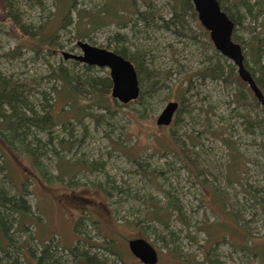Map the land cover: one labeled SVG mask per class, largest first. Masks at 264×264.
I'll list each match as a JSON object with an SVG mask.
<instances>
[{"label": "rangeland", "instance_id": "1", "mask_svg": "<svg viewBox=\"0 0 264 264\" xmlns=\"http://www.w3.org/2000/svg\"><path fill=\"white\" fill-rule=\"evenodd\" d=\"M11 1L20 25L34 34L19 38L9 18H0V74L20 87L36 111L49 105L56 120L50 133L34 131L40 140L35 159L43 176L29 155L0 143L8 169L0 172V188L9 196L23 192L30 209L29 221L21 226L18 212L4 221L13 242L26 243L15 227H29V236H38L27 244L32 251L49 238L63 249L81 246L77 227L89 242L111 246L125 264H140L127 247L135 238L156 249L157 264H261L243 247V234L264 244V113L248 103L238 106L234 84L202 79L216 51L195 22L187 21L193 31L189 39L161 27L159 19L169 16L170 0H153L150 6L134 0L133 8L120 13L125 23L112 16V6L105 8V20L92 28L89 20H77L78 13L90 18L86 12L107 0ZM136 10L153 23L145 27L137 21ZM67 12L70 21L63 26ZM240 13L244 19L236 34L246 41L250 27L259 31L260 19L255 25ZM52 35L49 48L39 46L40 36ZM78 41L110 51L125 47L138 55L157 79L146 104L121 107L115 100L119 107L112 113L98 109L94 101L101 97L84 80L109 77V72L96 67L86 71L85 65L65 60L62 52L81 54ZM60 67L78 79L80 93L74 95L56 77ZM110 90L98 94L111 106ZM168 102L178 103V121L158 127L155 120ZM152 204L168 215L166 225L147 219L156 208ZM235 228L241 234H233ZM4 240L0 229L3 247ZM252 251L263 258L264 245ZM19 262L34 264L26 257Z\"/></svg>", "mask_w": 264, "mask_h": 264}, {"label": "trees", "instance_id": "2", "mask_svg": "<svg viewBox=\"0 0 264 264\" xmlns=\"http://www.w3.org/2000/svg\"><path fill=\"white\" fill-rule=\"evenodd\" d=\"M139 1L142 2L145 6H150L153 0ZM217 1L221 7V10L234 24L231 39L234 43L238 44L241 47L244 57V67L248 70L256 86L264 96V0H254L253 3H250L249 0ZM133 2L134 0H107L105 2V5L100 9L92 11L91 13L86 12V15H89L90 18H82L81 14L78 13L77 20L83 23L88 22L89 20L92 28V26L97 23L98 20H105V17L107 16L105 8H109L111 6V9H113L112 11L114 13L112 16L118 17V19L120 20V13H127L130 6L133 8ZM3 3L4 6L2 8L3 10L0 11V18H9V25H15V27L20 32L18 36L19 38L23 37L24 35L33 37L34 33L30 32L26 27L20 25L18 14L14 10L15 7L13 2L11 0H4ZM71 7L69 8V10H71ZM241 10L246 15H248L250 21H252V23L254 24L260 19V22L258 23L259 31L256 33L255 26H253V28L250 27L252 35L246 41H244L236 34L237 26H241L244 19L243 13H240ZM103 13L104 15H102ZM135 15L137 21H139L145 27H148L150 25V22L153 23V18L151 17L149 21V19H147L146 17V13L136 10ZM96 16L99 18H97ZM69 17L70 14L67 12V15L61 25L66 26L67 20L70 21ZM159 20L163 22L161 24V27H163L165 30L172 32L177 37H184L188 39L193 37V31L188 25L187 21L190 20L192 22H195L196 26L200 30H202L204 36L208 39L210 46H213L209 39L208 32L203 30L204 28L199 24L197 20V15L194 11L191 0H170L169 16L167 17V19ZM123 22L125 23V21ZM152 25L157 26L156 23ZM53 37L54 35L46 38H41L40 36V38L38 39L39 46H45L49 48L48 46ZM85 37L87 38L86 35ZM79 39L80 36H77V40ZM90 44L94 45L92 42H90ZM36 45L38 46V44ZM111 51L128 60L133 65L140 86L139 96L133 102L140 106H144L146 104L144 101L145 97H151L155 90V84L157 80L156 77L153 78V74L142 67V64L140 62L141 60L139 59L138 55L129 54L128 52H126L127 49L125 47H121L118 50L114 49ZM214 56L216 59L214 60V64L203 70V73L201 74L202 79L220 80L225 85L234 84L237 88L234 101L238 106H246L248 103L253 109L257 108L264 113V108L257 101L246 83H244L239 78L236 73L235 67L219 53L214 52ZM250 63L252 64V67H250ZM90 68L93 67L85 66L86 71H89ZM56 77L61 78L64 82V86L68 87L74 93V95H76L75 93H80V91L77 90L76 87V85L79 83L78 79H76V77L74 78V76L70 77V75H68L61 67L58 69ZM84 84L86 87H90V91H93V93H97V97L100 96L102 99L103 97L100 94H108L109 90L111 89V81L108 76L103 77L102 79L89 78L88 80H84ZM19 88L20 87H17L16 83L0 74V143L6 147L14 148L15 150L16 148H18L20 152L29 155L33 163V167H35L37 172L43 176V171L38 167L37 159H35V153L37 152L36 149L39 146L40 140H38L37 137L34 136V131L46 132L48 134L50 133L51 128L56 125V120L51 114V107L49 105L43 108L42 113L36 111L29 105L30 103L28 104L23 96L22 90H19ZM74 95L72 96V98H74ZM101 98L98 97L97 99H95L94 105L96 104L95 106L98 109L103 110L104 113L110 114L113 112L114 107H119V104H117L114 99L110 100V103L112 102V105L110 106L105 103V99L102 100ZM247 99H249L248 102H246ZM127 106L128 104L122 105L121 107ZM180 111L181 109L179 107L173 119V123H177ZM28 138H31L32 140L29 141ZM58 143L63 144L64 142L62 141V139H60ZM2 154L4 153L0 148V172H6V170L8 171V169L5 162L3 163L4 160L2 158ZM71 170L72 168L69 169V173H71ZM145 174L146 173L144 172V175ZM64 175L67 176V174L65 173ZM56 178H59V175ZM20 194L21 195L19 197L16 195L9 196L8 192H6L3 188H0V229L5 239L3 243H6L4 247L0 243V264H20V257H26L28 261L33 260L34 264H125L122 263L124 261L121 259L120 255L111 250V246L110 249L105 243L94 244L89 242L88 239L84 238L87 236L86 233L77 230V227L73 228L74 231L76 230L77 234L82 237L78 239V243H80V245L82 244L81 246L77 245L68 249H63L60 247V245L54 243V241L50 240L49 238L47 241H44V243L38 242L40 244V250L32 251L30 250V248H27V244L30 240H38V236L33 234L30 237L28 231L29 227H15L18 233H22V235L25 236L26 243H24L23 245L14 243V239H12L8 235V230L11 229V227H4L6 225L4 221L6 220L7 216L12 215L10 213L14 212L20 213L22 220H19V226H21L22 223L26 220L29 221L28 218H30V216H28L30 209L23 198V192ZM152 205L156 207L154 204ZM165 209L167 210L166 207ZM161 210L162 208L157 209V207L154 210H151L147 219L166 225L168 215L161 214ZM234 232L235 233L233 234H241L240 231L236 228ZM243 237L245 242L243 244V247L248 249L255 258L260 259L259 261L261 264H264V255L262 258L257 255V253H254L252 251V247H254L255 245L261 246L264 244H257L254 241H251L250 237L246 235V233L243 234ZM93 249L99 250V252H92ZM100 251H103V253L106 252V254L108 253L109 255L113 256V258L117 259V262H115L114 260L110 261L105 255H102Z\"/></svg>", "mask_w": 264, "mask_h": 264}, {"label": "water", "instance_id": "3", "mask_svg": "<svg viewBox=\"0 0 264 264\" xmlns=\"http://www.w3.org/2000/svg\"><path fill=\"white\" fill-rule=\"evenodd\" d=\"M191 3L197 20L208 32L215 51L233 64L239 78L246 83L264 108V96L244 67L241 47L231 39L234 29L232 21L221 10L217 0H191ZM76 45L81 54L62 52V57L65 60H73L89 67L107 69L111 81V97L122 105L129 104L138 98L140 92L138 77L133 65L128 60L110 50L93 46L87 42L78 41ZM177 108L176 102H168L156 118L155 124L158 127L169 126ZM128 249L141 264L157 263L156 249L143 238L129 240Z\"/></svg>", "mask_w": 264, "mask_h": 264}, {"label": "bare ground", "instance_id": "4", "mask_svg": "<svg viewBox=\"0 0 264 264\" xmlns=\"http://www.w3.org/2000/svg\"><path fill=\"white\" fill-rule=\"evenodd\" d=\"M82 42V41H81ZM110 96H111V90H110ZM112 98V97H111ZM113 99V98H112ZM115 100V99H114ZM118 102V101H117ZM119 103V102H118ZM119 104H121V103H119ZM178 104V103H177ZM122 105V104H121ZM166 106V105H165ZM178 109V108H177ZM163 110V109H162ZM177 111V110H176ZM175 111V112H176ZM161 113V112H160ZM175 114V113H174ZM158 117V116H157ZM173 117H174V115H173ZM157 126V125H156ZM127 247H128V242H127ZM129 250V249H128ZM130 252V251H129ZM158 255V254H157ZM133 256V255H132ZM134 257V256H133ZM135 258V257H134ZM139 262V261H138ZM157 262H158V260H157ZM140 263V262H139ZM141 264V263H140ZM157 264V263H156Z\"/></svg>", "mask_w": 264, "mask_h": 264}, {"label": "flooded vegetation", "instance_id": "5", "mask_svg": "<svg viewBox=\"0 0 264 264\" xmlns=\"http://www.w3.org/2000/svg\"><path fill=\"white\" fill-rule=\"evenodd\" d=\"M172 121H173V119H172Z\"/></svg>", "mask_w": 264, "mask_h": 264}]
</instances>
